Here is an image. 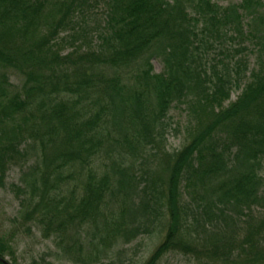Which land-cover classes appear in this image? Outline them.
<instances>
[{
    "label": "trees",
    "instance_id": "1",
    "mask_svg": "<svg viewBox=\"0 0 264 264\" xmlns=\"http://www.w3.org/2000/svg\"><path fill=\"white\" fill-rule=\"evenodd\" d=\"M13 167L17 222L55 247L30 264H122L153 234L144 264H264V0H0L2 188Z\"/></svg>",
    "mask_w": 264,
    "mask_h": 264
},
{
    "label": "rangeland",
    "instance_id": "2",
    "mask_svg": "<svg viewBox=\"0 0 264 264\" xmlns=\"http://www.w3.org/2000/svg\"><path fill=\"white\" fill-rule=\"evenodd\" d=\"M219 6H227L230 3H240L241 0H214ZM98 15V22L102 18V13L104 10L102 7L95 11ZM101 16V17H100ZM154 71L156 73H161L163 66L159 60L152 61ZM252 64V62H251ZM10 82L14 86H20L21 81L15 75H11ZM237 92L232 94L231 101L233 102L237 99ZM189 118L186 111V106L181 105L175 107L170 112L169 128L167 133V147L166 149L171 152L180 151L183 146L186 144L187 131L189 127ZM264 176V174H263ZM21 177V168L13 167L5 181L7 188H2L0 186V238L4 237L15 249L16 253V262H13L11 258H6V261L9 264H30L32 260L38 259L45 254H50L52 251L55 254V247L52 241L43 240L39 229L31 226V231L28 227L25 226L22 221L17 222L20 203L16 199L15 195L11 193L8 189L11 184H19ZM115 205L109 203L108 208L106 209L107 213L109 208ZM104 210V206L102 207ZM159 244L158 235H143L133 241L131 244L123 247L125 255L121 256L122 264H144L151 256L157 245ZM121 250V247H117L111 255H113L115 261H119L118 253ZM55 260H52V259ZM53 255V257L48 260L57 262L59 260ZM65 264H69L64 262ZM160 264H191L188 260L177 254H170L164 257Z\"/></svg>",
    "mask_w": 264,
    "mask_h": 264
}]
</instances>
